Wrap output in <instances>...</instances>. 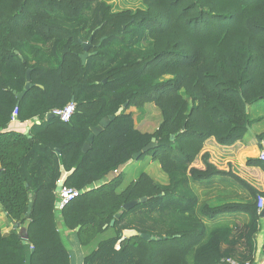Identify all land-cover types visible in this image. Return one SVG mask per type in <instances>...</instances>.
I'll return each instance as SVG.
<instances>
[{"label": "trees", "instance_id": "1", "mask_svg": "<svg viewBox=\"0 0 264 264\" xmlns=\"http://www.w3.org/2000/svg\"><path fill=\"white\" fill-rule=\"evenodd\" d=\"M100 1L0 0V206L8 220L26 225L27 238L0 230V264H70L54 207L63 171V183L82 190L60 211L63 224L81 246L96 242L83 264L251 263L264 163L236 157L261 120L250 117V107L264 104V0H141L145 9L134 12L104 7L85 41V22L67 23ZM125 32L133 49L148 38L149 52L96 72L93 62L110 57L104 49ZM41 53L48 58H37ZM26 70L32 85L18 99ZM72 99L69 122L46 119ZM125 102L82 152L90 127ZM147 103L161 115L153 132L138 130L125 112ZM15 107L20 121H32L27 133L8 129ZM152 138L156 145L139 158L157 161L168 184L140 172L118 189L120 168ZM108 229L113 234L101 239ZM125 229L137 234L123 236Z\"/></svg>", "mask_w": 264, "mask_h": 264}, {"label": "rangeland", "instance_id": "2", "mask_svg": "<svg viewBox=\"0 0 264 264\" xmlns=\"http://www.w3.org/2000/svg\"><path fill=\"white\" fill-rule=\"evenodd\" d=\"M95 8L93 12L91 13H82L79 19L73 20L70 23H67V25L70 28L74 27H81L84 25L85 27H82V30L80 32V36L83 40H87L88 36L90 35L91 29L93 26H95L100 18L101 13L103 12L104 7H108L111 12H118L123 10H131L134 12L137 9H145V6L143 5L141 0H101L100 2L95 3ZM57 17V16H56ZM129 32H125L123 34V40L120 41H114L113 44L108 45L104 51L109 54L110 57H100L97 58L94 63V69L96 72H100L101 70L108 67L110 64L117 63L121 60V58L129 56L130 54L133 56L139 55V54H145L149 52V39L144 38L141 42V46H138L136 49L130 48L129 46ZM126 48V49H124ZM48 49H44V51H47ZM28 55L31 59H35L36 56L32 54V52H28ZM37 58L46 60L48 56L45 54H39L37 55ZM52 61H54V58L51 57ZM54 62H57V58ZM263 103H259L256 105H253L249 109V115L250 117H257V115H261L262 111L264 109L259 108L260 105ZM126 113L130 112L132 114L134 127H136L138 130L142 132H153L159 122L161 121V115L159 110L154 106L153 103L151 104H145L142 107H135L131 106L125 111ZM260 113V114H259ZM259 124V122H258ZM264 130V126H261L260 132ZM24 133V131H22ZM252 132H249L245 135L244 140L247 139L249 141L253 140V137L251 136ZM140 172H146L149 175L152 176L153 179L158 181L161 184H168V176L161 170L160 165L157 161H153L151 159L150 155H145L141 158H138L136 160L132 159L128 161V163L123 167V179L118 189H123L129 182L134 180ZM112 175H116L115 173H112ZM109 177H106L105 180H107ZM263 228H260V232L257 235V242L260 241L262 236ZM113 234V231L108 229L105 231L100 238H105ZM99 239V238H98ZM96 242H92L88 247H91Z\"/></svg>", "mask_w": 264, "mask_h": 264}, {"label": "crops", "instance_id": "3", "mask_svg": "<svg viewBox=\"0 0 264 264\" xmlns=\"http://www.w3.org/2000/svg\"><path fill=\"white\" fill-rule=\"evenodd\" d=\"M261 109H264V104H261ZM260 114V113H259ZM261 117V120L257 121L252 126V133L251 136L253 137L252 141H249L247 139L246 147L238 152L237 154V161L239 164H245L246 160L248 158H258L260 149H264V138L262 140L256 138V134H259L263 132L259 131L261 126H264V111H262L261 115H257V117L252 118H259ZM35 122H38L37 120ZM259 122V124H258ZM32 124V121L25 120L20 121L18 117L16 119L10 120L8 124V129L15 130V131H24V133H27L30 129V126ZM259 140V141H258ZM128 163V162H127ZM126 163V164H127ZM124 164L120 170L123 171V167L126 165ZM69 172H62V175L59 180H62L64 182V179L67 177ZM58 180V181H59ZM57 197H58V192ZM212 203L215 201H211ZM56 205V202L54 204V207ZM56 217L58 218V230L62 239V242L64 246L67 248L69 255H70V264H83V259L86 254H88L91 250H93L96 246V244H93L91 247L88 246H81L78 242V238L75 233L71 232L69 229L66 228V226L63 224V221L60 216V211H57L55 209ZM260 219H259V231L255 235L254 239V250H253V257L251 264H264V253H263V245H264V213L261 214L260 212ZM245 216L241 215L238 217V220L244 221ZM260 228H263L262 236L259 242H257L256 238L258 233L260 232ZM0 230L1 233L6 235L9 234L12 231H16L21 239L23 241H26V225L21 224L20 222H14L10 221L6 217V213L2 210V207L0 206Z\"/></svg>", "mask_w": 264, "mask_h": 264}, {"label": "water", "instance_id": "4", "mask_svg": "<svg viewBox=\"0 0 264 264\" xmlns=\"http://www.w3.org/2000/svg\"><path fill=\"white\" fill-rule=\"evenodd\" d=\"M90 41L91 38L88 39L87 43H83L82 44V48H83V53L80 54V59L82 61V64L85 63L87 56L89 55L88 49L90 47ZM31 83H30V72L29 70H26L25 73V84L24 87L21 91L19 92H14L16 97L18 99L22 98V96L24 95L25 91L27 89H29V87H31ZM73 101V99H72ZM127 102H125L114 114L109 115V116H105L103 118H101L98 122V124L96 126H92L90 127V133L87 136L86 141L83 143L82 145V152H86L87 150H89L90 148V144L92 143L93 137L95 135H98L104 128H106L114 119L115 117L119 116L121 114L122 109L126 106ZM54 115L52 113H48L46 116V119L53 117ZM172 138V136H171ZM259 141V140H258ZM156 145L155 143V138H152L151 141L144 146L140 151L134 153L132 155V159L136 160L138 159L143 153L148 152L150 149H152L154 146ZM63 183L62 180H59L57 182V186H56V192H59L60 190V186ZM31 197V195H29V198ZM147 200L146 197H142L140 199H138L137 201H129L126 202L122 205V210H129L130 208H132L135 204L137 203H143ZM30 207H31V199H29V205H28V213L30 212ZM264 213V209L261 211V214ZM121 214V211L115 214V218H119ZM26 218H28V214L26 215ZM114 223V220H111L110 225H112ZM78 229V228H77ZM123 236H132L137 234L134 230L131 229H125L122 232ZM141 238H144L145 240H154L155 238L152 236H149L148 234L145 233H139L138 234Z\"/></svg>", "mask_w": 264, "mask_h": 264}, {"label": "built area", "instance_id": "5", "mask_svg": "<svg viewBox=\"0 0 264 264\" xmlns=\"http://www.w3.org/2000/svg\"><path fill=\"white\" fill-rule=\"evenodd\" d=\"M75 110V103L73 101L69 102L62 108H55L50 111L54 116L58 117L62 122L66 123L69 122ZM17 107H15L12 111L11 118H17ZM258 158L264 163V149H260ZM82 190H78L74 187H70L65 185L64 183L61 184L60 190L58 192V197L56 200L55 209L57 211H61L65 205H67L72 199L77 197ZM257 210L261 212L264 209V196L257 197ZM263 253H264V245H263ZM226 263L228 264H251L249 261L240 262L232 258H227Z\"/></svg>", "mask_w": 264, "mask_h": 264}]
</instances>
